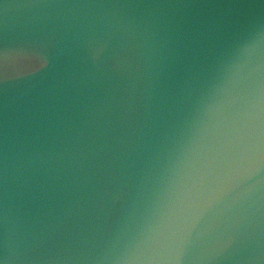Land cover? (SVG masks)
<instances>
[{
  "label": "water",
  "instance_id": "95a60500",
  "mask_svg": "<svg viewBox=\"0 0 264 264\" xmlns=\"http://www.w3.org/2000/svg\"><path fill=\"white\" fill-rule=\"evenodd\" d=\"M253 21L264 0H0L14 264H119L174 175L237 118L241 102L210 85ZM182 264H264V181Z\"/></svg>",
  "mask_w": 264,
  "mask_h": 264
},
{
  "label": "clouds",
  "instance_id": "9594fccd",
  "mask_svg": "<svg viewBox=\"0 0 264 264\" xmlns=\"http://www.w3.org/2000/svg\"><path fill=\"white\" fill-rule=\"evenodd\" d=\"M218 65L210 93L239 100L237 118L174 175L137 241L117 257L119 264H182L194 239L264 181V22L253 21ZM4 256L5 264L20 259L7 237Z\"/></svg>",
  "mask_w": 264,
  "mask_h": 264
},
{
  "label": "snow or ice",
  "instance_id": "6c2138e0",
  "mask_svg": "<svg viewBox=\"0 0 264 264\" xmlns=\"http://www.w3.org/2000/svg\"><path fill=\"white\" fill-rule=\"evenodd\" d=\"M3 53L0 52V55ZM30 54L37 57L44 65L47 63V58L45 54L38 50L33 49L30 51ZM5 85H0V88H3ZM7 109V98H6V91L3 94H0V113H5ZM5 175V173H4ZM0 248H2V251H0V264H5V256H4V243L0 242Z\"/></svg>",
  "mask_w": 264,
  "mask_h": 264
}]
</instances>
